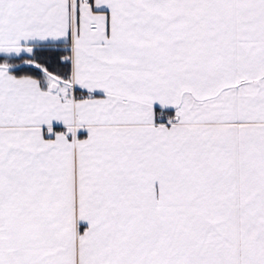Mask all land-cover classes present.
<instances>
[{
  "label": "snow or ice",
  "instance_id": "snow-or-ice-1",
  "mask_svg": "<svg viewBox=\"0 0 264 264\" xmlns=\"http://www.w3.org/2000/svg\"><path fill=\"white\" fill-rule=\"evenodd\" d=\"M0 264H264V0H0Z\"/></svg>",
  "mask_w": 264,
  "mask_h": 264
}]
</instances>
